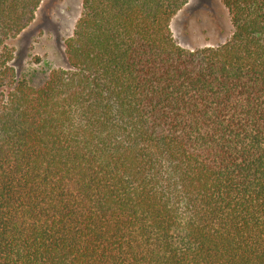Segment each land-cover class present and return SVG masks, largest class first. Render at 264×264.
Wrapping results in <instances>:
<instances>
[{
  "label": "trees",
  "instance_id": "trees-1",
  "mask_svg": "<svg viewBox=\"0 0 264 264\" xmlns=\"http://www.w3.org/2000/svg\"><path fill=\"white\" fill-rule=\"evenodd\" d=\"M190 1L83 0L35 88L7 42L42 0H0V264H264V0L194 50Z\"/></svg>",
  "mask_w": 264,
  "mask_h": 264
},
{
  "label": "rangeland",
  "instance_id": "rangeland-1",
  "mask_svg": "<svg viewBox=\"0 0 264 264\" xmlns=\"http://www.w3.org/2000/svg\"><path fill=\"white\" fill-rule=\"evenodd\" d=\"M82 10L83 0H42L33 23L7 42L18 79L38 88L52 71L70 69L65 41ZM171 30L180 46L194 50L224 43L233 28L221 0H191L172 19Z\"/></svg>",
  "mask_w": 264,
  "mask_h": 264
}]
</instances>
